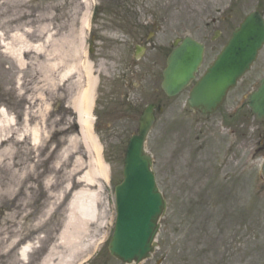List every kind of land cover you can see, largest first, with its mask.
I'll return each mask as SVG.
<instances>
[{
  "label": "rangeland",
  "instance_id": "374dc122",
  "mask_svg": "<svg viewBox=\"0 0 264 264\" xmlns=\"http://www.w3.org/2000/svg\"><path fill=\"white\" fill-rule=\"evenodd\" d=\"M85 1L89 4V17L81 35V20L86 13L83 0H4L0 8L1 17L8 16L0 25L24 16V21H33L32 26L46 21L52 24V31H57L58 35L70 37L73 33L79 44L82 42L84 56L81 57V63L91 61L93 75L97 78L94 88V129L102 146L101 157L109 167V178L105 182L98 180L102 190L95 191L99 214L102 215L99 225L87 229L82 247L75 254L70 253L71 248L64 246L60 240L65 229V210L74 191L62 198L61 205L51 215L42 217L47 210L44 203L42 206L40 204L39 209L32 206L31 218L17 220L16 228L26 229L37 221L42 224L39 233L21 243L31 244L39 240L27 264H40L54 245L59 246V254L50 264H81L83 261L84 264H121L109 255L107 249L115 218L114 187L122 180L123 158L128 140L136 134L137 120L149 104L159 105L161 112L155 113V124L146 139L145 150L152 157V170L158 189L167 201V210L159 221L155 251L150 259L141 264H264V178L261 173L264 149L259 152L258 147L261 145L256 141L257 132L263 131L262 122L252 116L245 105H239L234 119L236 131L229 137V129L222 127L226 121L221 120L218 114L200 116L190 110L186 102L189 88L173 98L166 97L160 89L161 72L175 39L192 36L206 46L198 76L215 58L220 42L214 37L216 28L211 24V16H204L213 15L215 4L173 2L171 8L167 9L170 15L167 18L121 19L111 18L108 8L91 17L99 0ZM118 1L121 2V9L126 12L131 11L134 4L139 2ZM241 4L244 6V3ZM151 5L150 1L142 3L144 9ZM237 7H240V3ZM190 11L196 12L198 16L185 15ZM242 11L239 12L240 16ZM146 21L150 24L142 29V23ZM145 37L148 39L145 42L150 41L151 46L147 44L139 61L135 60V47L142 46ZM69 39L72 40L71 37ZM89 43H92L93 48L90 56L87 50ZM3 62L0 66V109L11 112L14 117V113L20 112L18 109L24 111L27 106L19 105L13 96L3 97L4 93H10L11 90L13 94H16L15 91L21 93L17 89L19 78L34 77V71L38 70L37 66H33V69L31 66L20 71L10 61L3 58ZM262 77L264 47L251 70L242 79V87L237 86L228 98L234 96L238 98L235 102L243 101L239 96L251 92ZM56 79L59 91L54 97L48 93L39 98L36 109H40L45 118L52 112L58 122V130L71 126L68 133L57 137L59 144L50 165L59 167L66 158L63 152L67 149L69 136H76L79 140V125L77 115L69 107L76 88L74 81H58L57 75ZM228 102L229 106L232 105ZM48 133L49 129L43 130L45 140H48ZM252 134L254 140L249 138ZM54 146L52 144V148ZM47 154L48 151H45L43 158ZM77 159L84 161V166L90 161L81 144L77 145L75 156L69 162H64V176L77 170ZM61 188L58 185L57 191L60 192ZM246 209L251 210V220L246 219ZM206 213L208 224L204 223L202 229L214 233L219 243H230L232 236H241L243 241L246 238L249 246L245 248L249 249L246 251L243 247L241 254L234 255V250L229 247H224L225 251L214 248V253L203 254L204 242L209 237L198 233V224H201ZM7 215V208L0 207V223ZM220 235H223L224 240L219 241ZM19 247L3 255L0 264H21L17 255ZM7 248L8 241L0 242V255L5 254Z\"/></svg>",
  "mask_w": 264,
  "mask_h": 264
},
{
  "label": "bare ground",
  "instance_id": "6f19581e",
  "mask_svg": "<svg viewBox=\"0 0 264 264\" xmlns=\"http://www.w3.org/2000/svg\"><path fill=\"white\" fill-rule=\"evenodd\" d=\"M3 1L0 0V8ZM83 2L86 3L85 0ZM88 8L89 4L86 3V13L81 20L79 35L87 26ZM1 16L0 22L8 17ZM23 19L24 16H19L0 25V66L3 65L4 58L20 71L31 66V69L37 66L38 70L34 71V77L19 78L17 89L21 93L15 91L16 94H13L11 90L3 95L6 98L13 96L19 105L25 104L26 109L21 111L17 108L20 112L14 113V117L11 112L0 109V207L8 210L7 217L0 223V242H9V248L5 254L0 255V261L3 255L12 253L20 246L17 252L19 261L27 264L30 253L36 249L34 245L39 244V240L31 244L21 243L39 233L42 224L37 221L26 229L16 228L17 220L31 218L32 206L39 209L40 204L42 206L44 203L47 210L42 217L51 215L61 205L62 198L68 192L74 191L65 210V229L60 240L64 246L71 248L70 253H76L82 247L87 229L92 225H99L102 215L99 214L95 191L102 190L98 180L107 181V166L101 159L100 146L91 132L93 116L90 112L93 108V91L97 78L93 75L91 61L81 63V57L84 56L82 42L79 44L72 31V40L69 35H58L57 31H52V24L49 22L32 26L33 21ZM56 75L59 76L58 81L73 80L76 86L69 107L77 115L79 140L76 136H69L67 149L63 152V157L66 155L64 162H69L75 156L79 144L84 147L90 159L86 166L84 161L77 159V170L65 176L62 169L64 162L58 167L55 164L50 165V161L59 144L57 137L68 133L71 126L58 130V122L52 112L45 118L43 112L36 109L39 98L48 93L54 97L59 91ZM27 86L32 88L28 89ZM46 129H49L48 140L43 135V130ZM52 144L55 145L53 148ZM45 151L48 154L43 158ZM58 185L62 186L60 192L57 191ZM58 248V245L52 246L40 264L54 262L58 258Z\"/></svg>",
  "mask_w": 264,
  "mask_h": 264
},
{
  "label": "water",
  "instance_id": "95a60500",
  "mask_svg": "<svg viewBox=\"0 0 264 264\" xmlns=\"http://www.w3.org/2000/svg\"><path fill=\"white\" fill-rule=\"evenodd\" d=\"M169 54L162 72L161 90L168 97L178 95L195 78L202 64L204 48L184 38ZM264 45V21L250 14L233 32L227 45L189 92L187 103L200 114H212L227 92L249 71ZM248 107L264 118V78L248 97ZM154 124V105L144 108L138 118L136 135L127 144L123 160V180L115 187L116 216L108 252L122 264H140L154 251L159 219L166 201L158 190L151 157L144 144ZM264 175V161L261 166Z\"/></svg>",
  "mask_w": 264,
  "mask_h": 264
},
{
  "label": "flooded vegetation",
  "instance_id": "af4514ba",
  "mask_svg": "<svg viewBox=\"0 0 264 264\" xmlns=\"http://www.w3.org/2000/svg\"><path fill=\"white\" fill-rule=\"evenodd\" d=\"M138 1H139L138 4H134V8H132L131 11L126 12V11H123L121 9V7H122L120 5L121 2H119L118 0H99L98 11L101 12L102 9L104 11L106 8H108V11L110 12L111 18H121V19L126 18V17H134V18H138V19L139 18H143V19H145V18H148V19L167 18L170 16L169 11L167 9L171 8V3H173V2H176V3L213 2L215 4L213 7V11H212L213 15L205 14L204 16H207V17L211 16V18H212L211 24L213 26H215V28H216V31L214 33V37L216 38L217 41L220 42V49L219 50H221L226 45V43L230 39L232 33L234 32L235 28L239 25V23L243 20V18L248 13H251V12L258 13L264 19V0H138ZM148 1H150L152 3V5L144 9L142 6V3L148 2ZM238 3H240V7H237ZM241 3H244L245 7ZM240 11H242L241 16L239 15ZM207 12L210 13L211 10H208ZM185 15H187V16H193V15L198 16V14L194 11H190V13H186ZM149 24H150V22H148V21L143 22L142 23V25H143L142 29L147 27ZM145 40H148V39H146V37H145L142 40V46H136L135 48H139V49L145 51L147 44H148V46H151L150 41L145 42ZM205 48H206V46H205ZM134 56H135V52H134ZM237 86L242 87L241 82ZM237 86L235 88H237ZM232 91H230L227 94V96H226L224 102L222 103V105L220 106V108L215 113L212 114V115L218 114L222 118L221 120H223L224 122L226 121V125H224L222 122V124H223L222 127H224V129L225 128L229 129L228 130L229 131V137H230V135H234L235 131H236V130H234V127H236L234 119H235L236 111L239 108L238 106L239 105H241V106L245 105L247 107V102H246L245 96L240 95L239 99H241L243 101L238 100V102H235V100L238 98L235 99L234 96H231L230 98H228ZM249 93H250V91H249ZM228 101H230V104H232V105L229 106ZM158 107H159V105H157V110H158ZM247 109H248V107H247ZM247 111L252 115V113L249 109ZM194 113L198 114L196 112H194ZM200 116H202V115H200ZM209 116H211V115H209ZM260 121L262 122L263 131L257 132V136H256V138H257L256 141L258 143H260V145H261L258 147L259 152L263 151V149H264V146H263L264 145V119L260 120ZM242 135L246 136L244 134H242ZM249 138L251 140L252 139L254 140V134H252ZM261 143H263V144H261ZM201 212L203 214L202 207H201ZM245 216H246V219L251 220V210L246 209ZM208 219H209L208 214L206 213L204 218H202L201 224L200 225L198 224V226H200L198 233L199 234L200 233L205 234L209 237V240L207 239V241L204 242L203 254H209L212 252L214 253V251H213L214 248H216V249L222 248V250H224V247H229L231 250H234V255H237V254L242 253L243 247L245 248L246 246H249L248 240L245 238V240L243 241L241 236H232L230 243H227V242L225 243V241H223L222 243H219L217 240L218 237L214 233L213 234L208 233V230H204L201 228V226H204V223L207 222V224H208ZM219 224L220 223H218V227H220ZM245 230H247L246 224H245ZM220 240H224L223 235L219 236V241ZM245 249L247 251V249H249V248H245Z\"/></svg>",
  "mask_w": 264,
  "mask_h": 264
}]
</instances>
